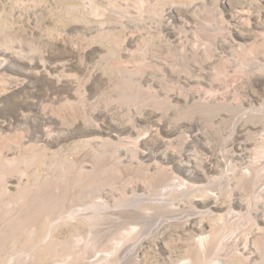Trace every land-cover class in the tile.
I'll use <instances>...</instances> for the list:
<instances>
[{"label":"bare ground","instance_id":"6f19581e","mask_svg":"<svg viewBox=\"0 0 264 264\" xmlns=\"http://www.w3.org/2000/svg\"><path fill=\"white\" fill-rule=\"evenodd\" d=\"M250 4L249 12L231 15L249 26V37L221 26L217 33L224 30L232 40L223 43L217 33L201 30L199 21L196 28L181 26L173 34L172 45L142 41L139 50L121 62L108 56L103 63L115 72L116 87L123 92L135 88L134 94L142 95L123 112L128 118L121 127L128 133L97 128L98 135L79 139L83 145L71 153V171L95 175L104 167L101 179L86 187L66 194L50 190L33 194L25 187L23 174L18 175L12 202L19 208L16 213L22 227L0 219V236L5 232L4 238L0 237V251L6 242L15 241L17 232H10L19 228L21 236L32 241L30 250L40 252V261L50 264L60 263L55 255L71 259L61 264H146L151 241L159 255L154 264H264V5L252 10ZM255 12L260 17L258 23L253 21ZM120 13L115 10L107 16L117 19ZM102 29L90 34L91 41L115 48L114 31ZM198 41L205 46L204 55L199 53ZM26 58L28 64L43 68L48 82H60L41 57L29 54ZM131 79L135 80L133 87L128 85ZM96 100L78 99L76 119H85L87 112L96 113ZM146 110L155 121L167 120L166 131L182 141L190 139L189 129L214 136L215 140L203 143L211 154L205 165L180 157L170 163L167 149L156 156L158 159L147 150L139 153L134 140L140 138V132L134 121L145 119ZM32 117L44 123L38 114ZM11 146L0 140V199L13 192L10 179L19 169L14 160L26 150L35 152L37 162L45 156L44 149L38 151L33 142L24 145L18 155ZM36 202L39 204L33 205ZM80 219L89 226L85 240L75 227L68 236L62 235L60 228L80 223ZM39 222L42 226L35 237ZM169 226L172 232H167ZM27 257L24 262L14 255L0 258V264H26Z\"/></svg>","mask_w":264,"mask_h":264},{"label":"rangeland","instance_id":"374dc122","mask_svg":"<svg viewBox=\"0 0 264 264\" xmlns=\"http://www.w3.org/2000/svg\"><path fill=\"white\" fill-rule=\"evenodd\" d=\"M250 1L0 0V140L15 148H13L14 155L22 153V147L32 142L38 151L44 149L45 152L44 162L41 159H39L41 162H37L34 157L35 152L27 150L25 154L19 156V159L14 160L15 168L20 170L13 171L14 174L10 179L9 187L13 192L0 199V219L4 217L2 220L18 222L19 226L22 224L18 212L16 213L19 208H16L12 202L16 196L14 189L18 175L23 174L22 180L26 182L24 185L28 190L40 195L42 190L66 194L73 188H83L101 179L104 167H100L95 175L77 171L74 174L71 171L73 165L71 153L83 145L79 142L80 138L98 135L97 128L126 135L128 131L121 126L126 122L128 115L123 112L129 102L132 104L142 96L140 93L134 94L135 88H132L131 92L126 90L128 94L116 87L113 83L116 78L115 72L103 63L108 56L121 62L139 50L143 45L142 41L147 42L148 45H172L175 43L173 34H176L181 26L196 28L199 21H202L201 30L207 33H217L218 27L223 26L222 28L234 31L233 33L239 32L249 37L247 33L249 26L244 24L243 20L232 19L231 15H236L239 11L242 12L237 15L249 12V4L252 5L251 9L254 7L257 8L256 10L263 9V0ZM242 5L244 8H241ZM217 8L222 10L221 14ZM110 10H118L122 13L117 19H113L107 16V12H112ZM253 19H256L253 20L255 23H258V20L260 22L256 12ZM102 28L114 31L112 39L117 41L115 48L99 40L91 41L93 39L90 34L103 30ZM217 34L222 41L224 39L223 43L232 41L231 36L224 30ZM226 35L230 37L227 38ZM189 37L190 40L195 39L193 32H189ZM202 45V42L198 41L199 49L203 50V52L199 50L200 55H204L205 46ZM29 54L36 58L41 57L51 74L60 77V82H48L47 73L43 68L38 67L37 63L28 64L23 58L27 59ZM58 65H63L64 69L61 71ZM134 81L131 79L128 85L133 87ZM102 89L103 93L100 94ZM82 97L85 102L97 98L96 102L99 103L97 102L96 113L87 112L86 118L79 120L76 119L74 110L80 109V105L75 102ZM107 101L110 107H107ZM113 102L117 105L114 106ZM147 111L144 114L145 119L134 121L140 132V138L134 140L139 153L147 150V153L156 159L164 149H167V160L170 163L180 157L184 161H194L198 166L205 165L211 154L203 143L206 140H215L214 136L195 134L189 129L190 139L187 142L182 141L166 131L167 120L155 121ZM36 114L39 115V119L44 120V123L32 119ZM159 162L164 164L160 159ZM180 168L179 172L182 173L183 168ZM34 200L35 198L32 201ZM6 214L8 216H5ZM40 226L41 223H37L35 237H38ZM71 227H75L76 233L79 232L85 240L89 227L86 220L80 219V223H74L73 226L68 224L59 230L62 235L68 236ZM14 230L16 231L10 233L17 232L15 241L5 243L3 250L0 251V258L5 260L14 255L18 261L24 262L28 256L26 264L30 262V264H50L49 261H40L43 259L40 252L35 249L30 250L32 241L28 236H21L19 228ZM172 230V227H167V232ZM4 233L2 232L1 238H4ZM110 235L112 236L113 232H110ZM149 244V248H146L145 260L146 264H154L159 255L154 252L153 242ZM55 258L60 260H58L59 264L71 260L63 255H55Z\"/></svg>","mask_w":264,"mask_h":264}]
</instances>
